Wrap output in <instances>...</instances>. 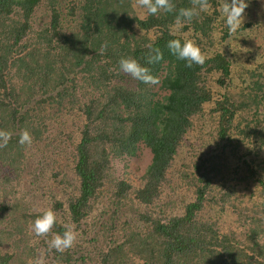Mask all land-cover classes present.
Segmentation results:
<instances>
[{
  "label": "trees",
  "instance_id": "trees-1",
  "mask_svg": "<svg viewBox=\"0 0 264 264\" xmlns=\"http://www.w3.org/2000/svg\"><path fill=\"white\" fill-rule=\"evenodd\" d=\"M171 2V12L147 15L138 0H0V130L11 133L0 148V264L35 258L30 225L47 209L56 222L36 236L46 264H86L75 255L79 228L127 231L129 203L175 212L167 220L131 215L148 232H130L125 245L136 241L146 264H264V57L245 49L239 61L230 48L259 26L242 22L229 33L224 0H208L177 27L179 9L193 0ZM41 8L48 21L39 24ZM170 39L193 41L204 63L185 67L168 51ZM149 45L158 62L148 63ZM121 57L158 83L121 72ZM23 130L31 144L17 143ZM140 145L152 162L133 186L114 162L137 156ZM189 150L195 158L180 161ZM66 226L73 246L48 250Z\"/></svg>",
  "mask_w": 264,
  "mask_h": 264
},
{
  "label": "rangeland",
  "instance_id": "rangeland-1",
  "mask_svg": "<svg viewBox=\"0 0 264 264\" xmlns=\"http://www.w3.org/2000/svg\"><path fill=\"white\" fill-rule=\"evenodd\" d=\"M45 11V9L41 8L36 12V20L39 24L48 21V16ZM242 15L244 17L242 22L250 23L251 21H253L255 25L259 26L257 27L259 31L254 29L253 33H241L239 36H237V39H234L231 42V51L237 54L236 56L239 61L246 59L247 54L243 55L240 52V50L245 49L254 50L255 52H258V57H264V30H262L264 25V0H250L247 9L244 10V14ZM248 35H252L253 39H246ZM237 43L239 44V47L236 45ZM38 107L40 108L39 105ZM50 127L57 130V125L55 123H51ZM190 158H195V155L189 150V153L183 155L180 158V161H182L183 159L189 161ZM60 159L64 165L63 170L67 171V160L63 157H60ZM55 160L60 161L58 156L55 157ZM151 162L152 152L144 145H140L137 156L133 158H123L114 162L117 177L120 180H126L130 182L133 186L138 185L141 177L144 176ZM50 183L54 185L53 182ZM30 188L31 187H29V189ZM128 207L130 215L128 214L126 219L130 223H132V227L130 229H126L127 231H112L108 234H104L100 230V227L104 226L101 223L93 224L92 226L94 227L91 226L90 230L83 234L82 231L84 228V224L79 228L78 233L81 235L76 238V242L74 244V248L77 250L75 255L78 260H83L86 264H105L106 255H116L115 258H112V261L106 260L108 264H146L145 260L139 257V255H136L135 251L131 248V246L136 241L131 240L128 245H125L126 241L130 237V232L132 234H145L148 232L146 224L147 222L143 220H132L130 218L131 215L134 216V214L138 212H140L141 214H147L148 212H151L155 217L167 220V218L172 216L175 212L170 208L154 204L147 208H141V210L138 209L136 205L132 206L131 203H129ZM30 233L31 244L35 245L36 247V255L35 258L28 259V264H35L37 257L41 253H43V261L44 264H46L45 249L43 245L40 243L39 238L31 232V229ZM111 233H114V235H111ZM120 245L125 246L119 252L118 250L113 249Z\"/></svg>",
  "mask_w": 264,
  "mask_h": 264
},
{
  "label": "clouds",
  "instance_id": "clouds-1",
  "mask_svg": "<svg viewBox=\"0 0 264 264\" xmlns=\"http://www.w3.org/2000/svg\"><path fill=\"white\" fill-rule=\"evenodd\" d=\"M139 6L146 10L147 15H156L158 11L171 12L174 5L171 0H138ZM208 0H193V6L190 8L179 9L175 24L180 27L183 23H190L191 20L199 15V12L205 11L208 8ZM246 0H224L219 11L223 18L224 25L229 33L236 31L243 21V13L247 7ZM106 44L101 45L103 52ZM149 47L148 63L158 62L162 58V54L158 48ZM166 47L170 54L177 60L184 61L185 67L193 65H202L206 59L200 48L191 40L188 39H170L166 43ZM119 70L130 75L134 80L144 84H157L158 80L151 75L150 70L142 66L136 59L131 57H121L118 60ZM11 133L5 130H0V148L5 147L10 139ZM31 136L27 130L19 133L17 143L20 145L31 144ZM56 222V216L51 209L42 210L30 225L31 232L35 236H45L53 228ZM75 241V233L71 227L66 226L62 234L53 233L52 238L47 241L48 250L54 249L60 253L73 246ZM35 264H44L43 253H41Z\"/></svg>",
  "mask_w": 264,
  "mask_h": 264
}]
</instances>
